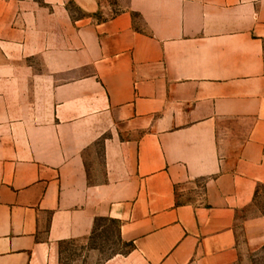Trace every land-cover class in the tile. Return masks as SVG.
Segmentation results:
<instances>
[{"label":"crops","instance_id":"crops-1","mask_svg":"<svg viewBox=\"0 0 264 264\" xmlns=\"http://www.w3.org/2000/svg\"><path fill=\"white\" fill-rule=\"evenodd\" d=\"M263 189L264 0H0V264H264Z\"/></svg>","mask_w":264,"mask_h":264},{"label":"rangeland","instance_id":"rangeland-1","mask_svg":"<svg viewBox=\"0 0 264 264\" xmlns=\"http://www.w3.org/2000/svg\"><path fill=\"white\" fill-rule=\"evenodd\" d=\"M259 202L264 203V189ZM96 226L95 232L88 239L63 245L62 260L65 264H101L111 255L125 253L130 249L128 244L118 238L114 221L102 219Z\"/></svg>","mask_w":264,"mask_h":264}]
</instances>
